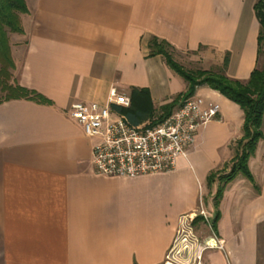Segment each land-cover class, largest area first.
Here are the masks:
<instances>
[{
    "label": "crops",
    "instance_id": "obj_1",
    "mask_svg": "<svg viewBox=\"0 0 264 264\" xmlns=\"http://www.w3.org/2000/svg\"><path fill=\"white\" fill-rule=\"evenodd\" d=\"M24 2L23 33L9 37L12 81L48 103H0V264H163L181 220L200 210L223 242L203 253L204 264H264V115L251 179L237 173L228 183L218 176L230 172L243 113L207 86L192 97L218 115L168 174H95L97 140L70 117L75 103L107 105L112 90L155 113L183 94L184 80L148 56L151 38L205 71L226 60L225 75L246 83L259 61L256 0ZM197 219L198 238L212 237Z\"/></svg>",
    "mask_w": 264,
    "mask_h": 264
},
{
    "label": "built area",
    "instance_id": "obj_2",
    "mask_svg": "<svg viewBox=\"0 0 264 264\" xmlns=\"http://www.w3.org/2000/svg\"><path fill=\"white\" fill-rule=\"evenodd\" d=\"M112 106L128 109L130 100L112 90L107 105L75 103L70 117L86 137L97 140L91 150L95 174L125 179L171 173L177 158L187 157L200 128L215 120L219 112L217 105L190 97L161 124L132 126ZM198 217L212 237L198 238L194 228ZM207 249L223 250V242L215 239L211 219L200 210L198 216L181 220L163 264H204L203 253Z\"/></svg>",
    "mask_w": 264,
    "mask_h": 264
},
{
    "label": "trees",
    "instance_id": "obj_3",
    "mask_svg": "<svg viewBox=\"0 0 264 264\" xmlns=\"http://www.w3.org/2000/svg\"><path fill=\"white\" fill-rule=\"evenodd\" d=\"M27 7L24 0H0V103L27 99L36 103L45 104L48 100L34 91L27 90L12 81L11 71L14 69L10 53L9 37L11 34H22L20 16L27 14ZM255 16L259 23L258 55L264 57V0H256L254 5ZM149 57L161 56L167 67L181 77L186 83V91L180 94L174 102L161 108L160 113H155L144 99L141 103H132L128 109L112 106V110L124 114L132 126L143 124L148 119L155 118L150 124L156 126L167 119L179 102L192 97L195 90L201 86L217 91L229 101L236 104L243 113L242 137L233 147L234 156L231 161V169L228 174L218 176L222 183L231 181L237 173L251 179L247 161L253 155L257 142L262 137L261 123L264 115V61L261 69H254L246 83L229 79L225 73L226 60L223 69L219 72L196 70L184 71L176 64L171 56L173 49L164 41L151 38L148 43ZM138 94L149 100L145 90ZM149 104V102H148ZM210 179H214L211 176ZM221 189L217 192L220 195ZM198 219L194 221V224ZM215 231V219L212 222Z\"/></svg>",
    "mask_w": 264,
    "mask_h": 264
},
{
    "label": "rangeland",
    "instance_id": "obj_4",
    "mask_svg": "<svg viewBox=\"0 0 264 264\" xmlns=\"http://www.w3.org/2000/svg\"><path fill=\"white\" fill-rule=\"evenodd\" d=\"M20 22H21V19H20ZM21 26H22V24H21ZM171 56H172L173 61L176 64H178L179 66H181L184 71L202 70V66L199 63V61L195 57H193L192 55H190V54L181 55V54H176L175 52H171ZM263 61H264V57L261 54L259 56V61H258V66H257L258 69H261V67L263 65ZM221 70L222 69H220V68L219 69L218 68H211L210 71H212V72H219ZM0 96H3V94L0 93ZM200 232L198 234L197 231H196V234H198L199 236H203L204 234L202 233V231H200Z\"/></svg>",
    "mask_w": 264,
    "mask_h": 264
}]
</instances>
